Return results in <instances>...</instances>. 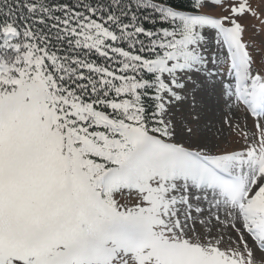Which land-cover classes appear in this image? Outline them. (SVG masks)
Listing matches in <instances>:
<instances>
[{
    "label": "snow or ice",
    "instance_id": "6c2138e0",
    "mask_svg": "<svg viewBox=\"0 0 264 264\" xmlns=\"http://www.w3.org/2000/svg\"><path fill=\"white\" fill-rule=\"evenodd\" d=\"M248 15L264 25L249 0H0V264H264Z\"/></svg>",
    "mask_w": 264,
    "mask_h": 264
},
{
    "label": "rangeland",
    "instance_id": "374dc122",
    "mask_svg": "<svg viewBox=\"0 0 264 264\" xmlns=\"http://www.w3.org/2000/svg\"><path fill=\"white\" fill-rule=\"evenodd\" d=\"M249 2L257 11H264V0H249ZM221 14L219 10L215 12L217 16ZM261 19H264V16H262ZM241 22L247 26L245 39L255 40L259 47L264 48V25L261 24L260 20L248 15Z\"/></svg>",
    "mask_w": 264,
    "mask_h": 264
},
{
    "label": "trees",
    "instance_id": "16d2710c",
    "mask_svg": "<svg viewBox=\"0 0 264 264\" xmlns=\"http://www.w3.org/2000/svg\"><path fill=\"white\" fill-rule=\"evenodd\" d=\"M177 2H180V0H177Z\"/></svg>",
    "mask_w": 264,
    "mask_h": 264
}]
</instances>
